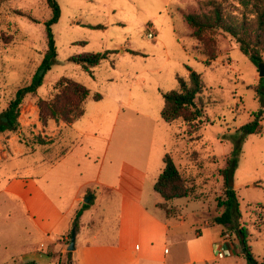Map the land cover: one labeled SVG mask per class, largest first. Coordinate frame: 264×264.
<instances>
[{"label": "rangeland", "instance_id": "1", "mask_svg": "<svg viewBox=\"0 0 264 264\" xmlns=\"http://www.w3.org/2000/svg\"><path fill=\"white\" fill-rule=\"evenodd\" d=\"M202 1L59 0L62 16L54 27L58 57L38 93L26 97L20 130L0 135V171L11 176L44 175L48 169L44 161L57 163L67 150H74L70 162L59 165L55 175L67 177L68 163L73 161L78 171L75 177L84 178L88 175L84 164L95 167L103 162V152L93 153L94 143L103 148L114 126L113 141L119 137L127 141L123 129L130 122L131 142L142 144L150 154L147 173L151 182L160 176L164 159L171 154L195 188L190 198L195 204L187 213H194L190 218L199 221L196 232L187 225L174 234L197 238L204 226H211L229 242L231 250L225 258L216 254V261L208 264H248L235 233L236 228H246L253 254L264 262V132L248 135L243 130L259 112H263L264 125V78L260 76L264 61L254 64L233 39L220 32L215 36L218 58L208 67L207 59L195 50L198 42L183 19L184 12ZM50 17L46 0H0V114L19 89L31 84L40 67L47 49L45 22ZM152 31L154 39L149 37ZM107 51L113 52L111 57L91 71L72 61ZM191 71L204 82L196 99L204 111L202 124L193 129L181 119L169 123L162 117L164 95L180 90L179 79L192 86ZM62 78L90 90L86 114L73 126L55 121L45 126L38 99L54 100L55 86ZM97 94L101 101L95 100ZM230 158L236 160L233 187L239 215L233 226H224L217 221L224 212L219 203L226 199L221 170ZM121 165V160L109 159L105 171L109 168V177H117ZM56 190L58 200L68 204L73 198L71 185L63 193ZM81 196L84 198V193ZM170 211V217H179L178 209ZM210 235L212 232L203 237ZM57 264L69 261L58 257Z\"/></svg>", "mask_w": 264, "mask_h": 264}, {"label": "crops", "instance_id": "2", "mask_svg": "<svg viewBox=\"0 0 264 264\" xmlns=\"http://www.w3.org/2000/svg\"><path fill=\"white\" fill-rule=\"evenodd\" d=\"M128 123L123 129L127 141L121 137L113 141L114 126L103 148L94 143L93 153L103 152V162L96 168L84 164L88 172L84 178L75 177L73 161L68 163L67 177L55 175L59 165L70 162L74 150H67L57 163L44 161L48 164L44 175L11 176L0 171V264H57L58 257L72 264H208L216 261L221 247L229 254V242L211 226H204L197 238L174 234L187 225L194 230L199 223L197 217L190 218L194 213H187L195 202L186 198L167 203L168 209L179 210L178 218L160 206L165 201L155 190L159 177L153 182L148 177L150 154L142 144L131 142ZM109 159L122 161L117 177H109V168L105 171ZM70 185L74 193L67 204L55 195L56 189L69 191ZM89 195L94 202L80 219L70 260L73 222ZM210 232V237H203Z\"/></svg>", "mask_w": 264, "mask_h": 264}, {"label": "trees", "instance_id": "3", "mask_svg": "<svg viewBox=\"0 0 264 264\" xmlns=\"http://www.w3.org/2000/svg\"><path fill=\"white\" fill-rule=\"evenodd\" d=\"M46 3L51 11V17L45 22L47 49L43 61L31 84L19 89L15 99L0 114V135L17 133L20 130V117L26 97L38 93V89L44 83L46 75L58 57L54 27L61 20L62 10L59 0H46ZM22 16L38 23L36 19L29 15L24 14ZM183 19L191 30L192 37L198 42L195 50L207 59L205 64L208 67H211L212 63L218 58L219 43L215 36L220 32L233 39L254 64L259 65L264 61V0H205L199 2L196 7L191 8L188 12H184ZM81 44L85 45L86 43ZM112 54L111 51L85 54L72 58V61L82 65L86 71H91L98 67L101 62L108 60ZM191 79L192 86H189L183 79H179L180 90L164 95L166 105L162 111V117L169 123L181 119L190 129H193L197 123L202 124L201 119L204 111L197 106L196 99L204 90V82L201 75L193 71H191ZM55 90L57 94L54 100L38 99L37 105L41 112L43 124L47 126L50 121H55L57 124L64 122L72 125L81 120L86 114L84 105L90 96V90L81 83L69 78L60 79L55 86ZM94 98L96 101L102 100V96L99 94ZM262 120L263 112L253 114V119L243 127V130L248 135H262L264 132ZM40 144L45 145L47 143L41 141ZM164 164L165 167L156 182L155 190L165 201L160 206L167 209L169 214L171 211L168 209L167 203L193 197L195 188L181 174L171 154L166 155ZM235 165L236 160L230 158L226 167L221 170L226 189V199L219 203V208H224V212L217 221L224 226H233L234 218H238L239 215L238 197L233 187ZM91 206L92 202L82 204L76 213L73 229L79 228L80 219ZM235 233L248 264H264L255 257L252 248L248 244L247 229L236 228ZM72 255L73 252H70V260Z\"/></svg>", "mask_w": 264, "mask_h": 264}, {"label": "water", "instance_id": "4", "mask_svg": "<svg viewBox=\"0 0 264 264\" xmlns=\"http://www.w3.org/2000/svg\"><path fill=\"white\" fill-rule=\"evenodd\" d=\"M260 76L262 78H264V64H262L260 66ZM91 198H88L85 200V204H90L91 202ZM76 241H77V229H73L72 230V235H71V243H70V246H69V251L70 252H74L76 250Z\"/></svg>", "mask_w": 264, "mask_h": 264}, {"label": "built area", "instance_id": "5", "mask_svg": "<svg viewBox=\"0 0 264 264\" xmlns=\"http://www.w3.org/2000/svg\"><path fill=\"white\" fill-rule=\"evenodd\" d=\"M149 37L151 39H154L155 38V36L153 34V31L149 34ZM216 254L220 258H224V257H226L228 255L227 251L224 250L222 247L216 251Z\"/></svg>", "mask_w": 264, "mask_h": 264}]
</instances>
